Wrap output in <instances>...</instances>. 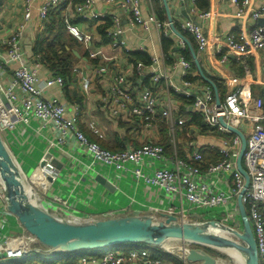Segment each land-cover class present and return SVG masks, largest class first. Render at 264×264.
<instances>
[{
  "label": "built area",
  "instance_id": "2783aa9c",
  "mask_svg": "<svg viewBox=\"0 0 264 264\" xmlns=\"http://www.w3.org/2000/svg\"><path fill=\"white\" fill-rule=\"evenodd\" d=\"M35 0H22L23 12L17 20L15 27L9 34L0 40V49L4 53L0 60V70L4 71L9 65L13 66L12 77L7 84L1 85L0 92L3 98L0 99V135L5 129H14L17 125H30L32 120L39 123V126H47L55 133V138L49 140V148L38 159L37 168L53 169L55 174L47 175L50 181L46 182L44 192L42 188H37L30 176H25L26 183L34 185L35 190L41 191L42 208L50 211L65 212L62 207L51 205L52 200L67 205L65 200H60L58 195L51 193L52 185L58 179L61 169L53 163V159L59 160L55 151H59L70 160L72 165L78 167V175L82 180L90 181L102 187L104 192L98 191V198L107 197L110 193H119L127 197V191H122L121 186L125 180L131 183V188L135 191L144 188L155 193L157 199L164 202L163 208L149 206L145 208L133 204L131 201H115V207L101 211L94 215L78 218L75 214H66L74 219L92 220L96 218H109L125 215H150L154 220L163 218L161 213L174 215L178 222H200L206 220H216L233 229L241 231L243 226L237 206V197L244 188V177L236 166V157L240 148V138L235 133L228 130L219 121L222 118L227 125L239 128L246 138V147L242 156V167L248 173L249 182L245 188L241 201L250 222L253 236L255 238L260 260L264 261V97L251 99L245 97V86L232 88L225 93L220 105L215 103V97L211 89L203 93H192L184 87L193 86V81L185 78L182 86L172 85L167 82L165 72L154 71L152 74V85L141 90L134 103L132 96L126 86V76L124 73L116 74L111 83L108 94L102 96V101L110 111L112 116L119 115L120 110H126L128 115L136 124L148 126L156 118L157 98L152 90L159 85L161 80L165 82L168 89L175 93H183L186 97L192 98V107L201 115L205 123L217 133L223 134L221 144L217 146L218 158L208 165H204L201 151L194 150L185 157H179L175 146L173 152L165 156L164 148L157 142H149L141 146H131L123 150L112 151L102 147L99 143L90 140L78 127V112L72 107L61 103L57 98L43 99V90L53 84L64 85L61 76H54L36 83L35 71L26 65L25 54L21 45V36L25 23L31 17V9ZM107 5L119 4L121 9L127 14L131 25L140 26L147 30L149 21L156 24L158 29L165 33V27H169L166 22L162 27L156 19L154 13L148 19L141 17L139 0H103ZM194 2V0H190ZM236 7L235 16L241 19L251 18L264 20V0L261 3L253 4V0H230ZM62 0H46L39 8L38 14L41 19L48 16L49 12L56 9ZM94 0H83L73 4V10L82 19L106 18L93 11ZM202 19H208L211 11H204L199 14ZM111 26L107 29V35L112 38V44L118 45L117 37L122 33L120 18L111 16ZM196 41V48L203 52L210 43L209 35L194 20L187 19L182 23ZM68 32L79 41H86L80 31L71 23L66 24ZM217 52L224 47L225 53L220 56V61H227L228 53H234L239 60H242L248 53L256 50H264V21L262 24L251 29L247 40L236 41L232 35L224 34L217 37ZM181 44L185 42L182 40ZM178 63L182 65L185 76L190 74L191 64L182 56H179ZM141 68V63H137L136 69ZM103 67L98 71L102 72ZM264 73V63L262 67ZM89 79L82 78V89L87 92L89 89ZM175 97L167 99L163 107L160 118L168 122L171 130L175 123L184 125L183 119L173 118V103ZM109 103H108V102ZM251 104L255 111L251 110ZM130 107V108H129ZM91 129L98 133V129L90 124ZM135 130V128H133ZM72 140L71 149H65V144ZM174 143V138H173ZM49 153L50 157L45 155ZM13 158V156H12ZM14 159V158H13ZM44 161V164H41ZM61 161V160H59ZM62 163V161H61ZM63 164V163H62ZM80 167L84 170L79 173ZM33 170V171H34ZM102 176L112 186L113 190H108L99 183L95 177ZM23 181V182H24ZM24 182V184H25ZM94 192V189H92ZM50 194V195H49ZM145 210V211H144ZM159 213V216L157 214ZM158 217V218H155ZM186 250L203 249L209 250L211 255L216 249L202 246L192 242H183ZM43 247L35 236L29 233L18 221L17 217L7 208L4 194V186L0 180V259L18 262L33 252L45 254ZM219 251V250H217ZM89 253V252H88ZM49 257L54 256L49 254ZM214 256V255H213ZM215 257V256H214ZM180 262L155 256L148 248H132L128 251L119 247H110L104 250L100 256L83 253L77 258L76 264H129L130 261L141 259L146 264H201L200 262L187 261L183 255L179 256ZM216 258V257H215ZM40 259H32L37 263Z\"/></svg>",
  "mask_w": 264,
  "mask_h": 264
},
{
  "label": "crops",
  "instance_id": "0c3cea01",
  "mask_svg": "<svg viewBox=\"0 0 264 264\" xmlns=\"http://www.w3.org/2000/svg\"><path fill=\"white\" fill-rule=\"evenodd\" d=\"M45 1H34L31 17L23 28L21 45L25 54L26 65L35 71L36 83L57 75L64 79V85L62 86L53 84L46 87L41 93V97L43 99L55 97L61 103L77 110L79 129L90 140L99 143L104 148L117 151L131 146H141L149 142L159 143L161 139L160 126L164 125V134L170 143L169 153H166L164 149L165 156L173 152L174 146L178 156L182 158L187 157L191 151L198 150L203 153L204 163L208 165L218 158L216 149L221 144V137L223 136V134L213 131L205 123L201 115L192 107L191 97H186L183 93H175L172 89H168L163 80L152 89L157 98L158 107L156 118L150 125L144 127L141 124L134 123L126 110L119 109V115L112 116L102 101V96L109 93L112 79L116 74L124 73L126 76L125 84L132 96V102L129 103V106L137 100L143 88L151 87V78L154 71L165 72L167 82H171L175 86H182L185 74L182 65L178 63L179 56H182L191 64L190 75L195 77L193 86L184 88L192 93H203L205 90L211 89L215 97L216 90L221 101L228 90L245 86V97L248 96L251 99L264 97V73L262 70L264 50L252 51L242 60H239L234 53H228L225 62L220 61V56L226 52L224 47L221 48L220 52L216 51L218 47L216 41L219 35L230 34L236 41L242 42L248 39L252 28L264 21L262 18L254 21L247 18L248 16L244 19L236 17L234 14L237 7L230 0H206L203 8L198 5L197 0H194V2L183 0V4L180 0H167L172 22L187 42L185 41V44L182 45L181 41L183 39L174 32L169 34L170 26L165 27L164 34L172 41L171 48L166 53H164L161 44V31L156 24L149 21L150 24L147 30L141 29L140 26L133 27L127 14L118 3L107 5L103 0H94L93 5V11L97 13L108 15V18H111V16L120 18L122 33L117 37L118 45L114 46L113 41L110 44L104 43L99 34L98 22L93 18L82 19L77 16L72 5L74 0H66L67 2L61 7V9L64 8L63 10H52L46 18L41 19L38 11ZM0 2L1 40L15 27L23 12V4L22 0H0ZM159 2L164 16L163 20L157 17L154 0H139V6L143 19H148L154 13L163 27L169 21L163 1L159 0ZM261 2L263 0H253L255 5ZM209 10L211 16L208 19H202L199 16L201 12ZM187 19H192L198 23L210 37V43L203 52L197 50L193 36L182 27V23ZM67 23L73 24L82 35H85L84 37H88V40L79 41L73 37L65 28ZM38 41L41 42L43 48L46 45L51 47L56 56L50 58L48 55V57L41 54L36 55L35 50ZM78 44H81L83 48L79 49ZM189 44L193 47L204 74L212 83L204 80L199 75L190 54ZM27 46L30 47L32 53L30 57L26 53ZM135 51L146 53L151 60L150 65L141 63V68L136 69L137 64L134 66L129 58V54ZM184 51L187 52L189 59L185 57ZM3 55L4 53L0 49V60ZM65 58L68 59V65L61 67L62 64L58 60H64ZM53 61L57 63V67L52 65ZM13 66L9 65L4 71L0 70L1 85L5 86L9 78L12 77ZM99 67H103L104 70L99 72ZM63 71L66 72L63 73ZM82 78L89 79L90 85L87 92L82 89ZM168 97H175L174 99L177 101L172 104L174 120L183 119L185 122L182 126L175 123L173 130H171L168 122L158 120ZM251 110L255 111L252 104ZM195 113L200 115V125L193 122ZM90 124L98 129V133L91 129ZM30 125L33 129L17 125L14 129H5L1 132V137L9 152L15 160L18 159L17 161L21 162L20 167L25 175L30 171L33 172L38 164V159L49 148V140L55 138V133L49 127H41L35 120H32ZM71 144H73L72 140L64 146L67 154L68 150L71 149ZM179 152L182 153L181 156ZM55 154L63 164L56 159L61 163V167L58 168L61 169V172L51 187V193L57 194L60 200H65L67 206L75 211L86 214V216L80 215V217H87L104 211L106 206L115 207V201L120 200L127 202L133 199V204H137L142 209L149 206L158 207V204L164 206V202L159 201L155 193L144 188L134 191L128 180H125L121 186L122 191H127V197L117 191L110 193L108 200H106L107 197L98 198L97 192L102 193L106 190L98 184L92 183L90 177H87V181L82 180V177L78 175V167L72 165L73 161L67 155L57 150ZM81 171L84 170L80 167L79 173ZM92 189H94V192H92ZM157 216H159V213ZM103 251L104 249L93 250V253L88 252L100 256ZM156 252L152 251L154 255H157ZM81 254L83 253L77 254V258ZM57 257L54 255L49 259H40L37 263L29 262V264H65L57 261ZM77 258L72 262H68V264H76ZM52 261L54 262L50 263ZM129 264L146 263L144 260L136 259L130 261Z\"/></svg>",
  "mask_w": 264,
  "mask_h": 264
},
{
  "label": "water",
  "instance_id": "95a60500",
  "mask_svg": "<svg viewBox=\"0 0 264 264\" xmlns=\"http://www.w3.org/2000/svg\"><path fill=\"white\" fill-rule=\"evenodd\" d=\"M162 1L167 11L170 26L168 33L174 32L184 42H187L186 38L176 30L172 22L167 7V0ZM180 2L183 4V0H180ZM189 49L199 75L204 80L212 83L204 74L195 51L190 44ZM26 53L28 57L32 55L29 46L26 47ZM215 103L217 106L220 105L216 90ZM219 121L228 130L238 135L241 142L236 157L237 169L245 180L244 188L237 197L238 211L243 226L241 231L216 220L178 222L174 215L166 213H161L163 218L160 220H154L150 215H125L84 220L74 219L61 212L46 210L29 199L18 168L0 135V180L4 186L7 208L17 217L20 224L45 247L43 252L47 254L74 251L87 252V250L91 249L113 247L126 243L145 244L162 248L161 245L167 240H179L196 243L219 251L233 248L240 252L244 264H260L255 238L241 201L242 194L249 182L248 173L241 163L246 147V138L242 127L236 128L227 125L222 118H219ZM45 157L49 158L50 154L47 153ZM52 163L57 168L61 167V163L56 159H53ZM41 164H44V161H41ZM95 179L108 190H113V186L102 176L97 175ZM210 227L219 229L222 233L209 232L208 229ZM163 252L169 253L165 250ZM183 257L187 261L200 262L201 264L217 263V258L203 249L192 248L188 251L185 250Z\"/></svg>",
  "mask_w": 264,
  "mask_h": 264
},
{
  "label": "trees",
  "instance_id": "16d2710c",
  "mask_svg": "<svg viewBox=\"0 0 264 264\" xmlns=\"http://www.w3.org/2000/svg\"><path fill=\"white\" fill-rule=\"evenodd\" d=\"M83 0H74L72 1V5L74 3H77V2H82ZM67 2L66 0L61 2V4L59 5V7H57L56 9H53V10H59L61 9V7L64 6V3ZM155 4H154V9H155V12L157 13V17L160 19V20H163L164 16L162 14V10L160 8V2L159 0H154ZM197 3L200 7L203 8V5L206 4V0H197ZM1 4V2H0ZM64 9V8H63ZM61 9V10H63ZM51 12V11H50ZM49 12V13H50ZM96 22H98V26H99V34L102 38V40L104 41V43L106 44H110L112 42V38L110 36L107 35V29L111 26V19L106 17V18H99V19H94ZM66 28V26H65ZM38 46L36 47L37 49L35 50V54H41V55H45V56H49L50 58H54L56 56V53L53 52L51 50V47H49L48 45L45 46V48H43V46L41 45V42L38 41ZM161 44H162V48H163V51L164 53H166L170 48H171V44H172V41L171 39L166 36L164 34V32H162V35H161ZM45 49V52L43 53V50ZM187 52L184 51V55L186 58L189 59V56L186 54ZM47 56V57H48ZM48 58V59H50ZM129 58H130V61L132 62V64L135 66L137 63H142L144 65H150L151 63V60L149 59L148 55L144 52H138V51H135V52H131L129 54ZM58 60V59H57ZM62 66L61 67H64L66 65H68V59L65 58L64 60H58ZM57 61V62H58ZM58 62V63H59ZM52 65L54 67H57V63L56 62H52ZM66 72V71H63V73ZM67 75V74H66ZM186 79L190 80V81H193L195 77H192L190 74H187L185 76ZM180 98L182 99H186L182 96H179ZM193 122H196L197 124H201V119H200V115L198 113H195L194 116H193ZM161 129V139L159 140V143L160 145H162V147L166 150V153H169V150H170V143L166 137V135L164 134V131H165V127L164 125H161L160 126ZM185 130H187L185 128ZM104 145V144H102ZM115 149V148H114ZM212 152V150H211ZM203 154V153H202ZM179 155L181 156L182 153L179 152ZM205 165V163H204ZM206 166V165H205ZM113 247H119V248H123V250L125 251H128L129 249H132V248H148L150 249L151 251H153L155 253V251H159L160 254H157L159 257L161 258H164V259H168V260H171V261H174L175 263H179L180 262V258H177L175 257L174 255L170 254V253H165V252H162L159 247H151V246H147L145 244H129L128 246H124V244H121V245H117V246H113ZM103 248H98V249H92V250H102ZM88 252V250H87ZM79 253H86V251H74V252H65V253H53V255L55 256H58L57 257V261H60V262H64L65 264H68V262H72L74 261L76 258H77V254ZM155 255V256H157ZM65 260V261H64ZM54 261L50 262V263H53ZM262 262V263H261ZM260 264H264V262L262 260H260L259 262Z\"/></svg>",
  "mask_w": 264,
  "mask_h": 264
},
{
  "label": "bare ground",
  "instance_id": "6f19581e",
  "mask_svg": "<svg viewBox=\"0 0 264 264\" xmlns=\"http://www.w3.org/2000/svg\"><path fill=\"white\" fill-rule=\"evenodd\" d=\"M0 99H2L3 101V98H2V95H1V92H0ZM1 102V101H0ZM16 167L18 168V172H19V175H20V178L22 181H27L25 179V176H27V174L25 175V173L23 172V170L21 169V162L20 161H17L15 159H13ZM56 171H54L53 169H49L47 168L46 166L44 168H37L36 170H34L31 174L29 173V176H30V179L34 182V185L37 187V188H42V192H44V188L46 187V182L47 181H50L49 179H51L50 177L47 178V175H53L55 174ZM24 181V182H25ZM23 182V183H24ZM34 185L30 184V183H25V189H26V192L29 196V199L35 203H38V204H41V195L38 194L35 190V187ZM51 202V205H56L58 204L59 207H62V209H64L65 212H62L61 213H64V214H75V216H77L78 218H83V217H80V215H84L86 216L85 213L83 214H76V213H73L70 211V206H67L65 204H62L59 203L58 201H55V200H52L50 201ZM158 207L160 208H163V205L161 204H158L157 205ZM110 207V206H109ZM108 206H106L104 208V210H108L109 208ZM209 232H213V233H222V231H220L219 229H215L213 227H210L208 229ZM166 243V244H165ZM168 243V244H167ZM161 249L164 251H167L169 252L170 254L173 253L174 255L176 256H182L184 251L186 250V245L185 243H183L182 241H179V240H167L165 241L162 245H161ZM175 250V251H174ZM223 251H225V249H223ZM226 251L228 252H231L235 257H236V260L240 263V264H244L243 263V258L240 254V252H238L236 249H233V248H226ZM220 260L217 261L216 264L219 263ZM222 264H225L224 261L221 262Z\"/></svg>",
  "mask_w": 264,
  "mask_h": 264
},
{
  "label": "rangeland",
  "instance_id": "374dc122",
  "mask_svg": "<svg viewBox=\"0 0 264 264\" xmlns=\"http://www.w3.org/2000/svg\"><path fill=\"white\" fill-rule=\"evenodd\" d=\"M79 49H82L83 48V46L81 45V44H78V46H77ZM18 160V159H17ZM31 167H33L32 165H30ZM29 173H31V171L29 172ZM29 173L27 174V176H29ZM26 183V182H25ZM37 191L41 194V195H43L44 196V194H42L41 193V191L39 190V189H37ZM70 211L71 212H73V213H76V214H83V213H81V212H79V211H75L74 209H72L71 207H70ZM166 244V243H165ZM168 244V243H167ZM129 245V243H126V244H124V246H128ZM110 247H105V248H103L104 250H107V249H109ZM161 251H162V249L161 248H159ZM89 252H92L93 253V250L91 249V250H88ZM175 251V250H174ZM206 251H209V250H206ZM163 252V251H162ZM210 252V251H209ZM157 254H160V252L158 251V252H156ZM87 254H90V253H87ZM172 255H174L173 253H171ZM49 254H47V253H45V254H40V253H36V252H33L32 254H30V255H27L24 259H21V260H19L18 262H15V261H10V260H7V259H5V260H2V259H0V264H29V262H31L30 260H32V259H41V260H45V259H49V256H48ZM213 255L217 258V261L218 260H220L219 261V263L218 264H222L221 262H223L224 261V263L225 264H240L237 260H236V257L231 253V252H228V251H226V249H225V252L224 251H217V250H215L214 252H213ZM175 257H177V258H179V256H176V255H174ZM262 263V262H261Z\"/></svg>",
  "mask_w": 264,
  "mask_h": 264
}]
</instances>
